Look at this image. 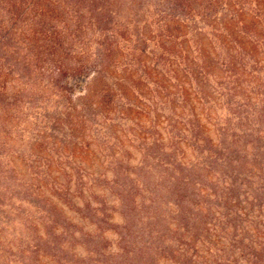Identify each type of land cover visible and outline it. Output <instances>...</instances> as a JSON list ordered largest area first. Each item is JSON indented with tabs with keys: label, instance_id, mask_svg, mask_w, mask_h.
Masks as SVG:
<instances>
[{
	"label": "rangeland",
	"instance_id": "1",
	"mask_svg": "<svg viewBox=\"0 0 264 264\" xmlns=\"http://www.w3.org/2000/svg\"><path fill=\"white\" fill-rule=\"evenodd\" d=\"M16 6L0 264H264V0Z\"/></svg>",
	"mask_w": 264,
	"mask_h": 264
},
{
	"label": "trees",
	"instance_id": "2",
	"mask_svg": "<svg viewBox=\"0 0 264 264\" xmlns=\"http://www.w3.org/2000/svg\"><path fill=\"white\" fill-rule=\"evenodd\" d=\"M17 2L18 0H0V53L9 54V35L12 37L15 32L20 33L17 25L12 23L9 27V22L12 19H19V17H15Z\"/></svg>",
	"mask_w": 264,
	"mask_h": 264
}]
</instances>
